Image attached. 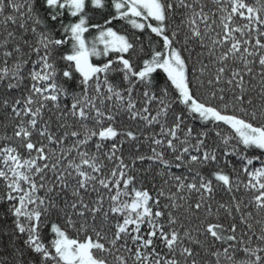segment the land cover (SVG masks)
<instances>
[{"label": "snow or ice", "instance_id": "obj_1", "mask_svg": "<svg viewBox=\"0 0 264 264\" xmlns=\"http://www.w3.org/2000/svg\"><path fill=\"white\" fill-rule=\"evenodd\" d=\"M0 264H264V0H0Z\"/></svg>", "mask_w": 264, "mask_h": 264}, {"label": "trees", "instance_id": "obj_2", "mask_svg": "<svg viewBox=\"0 0 264 264\" xmlns=\"http://www.w3.org/2000/svg\"><path fill=\"white\" fill-rule=\"evenodd\" d=\"M99 18H100L99 16H96V17H95L96 20H98ZM68 19H69V17L66 16V17H65V20L67 21ZM93 22H95V20H94ZM116 27L119 28V29H122L123 27H126V26L123 25V24L120 23V22H117V23H116ZM95 34H96V33H95V30H92V32L89 33V34H86V36L88 37L89 40H91V39L94 38ZM66 48H67V46H66ZM94 62H95V63H99L100 61H97V60L94 59ZM141 151H144V149L142 148Z\"/></svg>", "mask_w": 264, "mask_h": 264}]
</instances>
